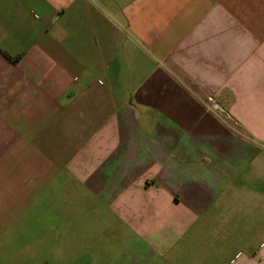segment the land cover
<instances>
[{"label": "crops", "instance_id": "crops-1", "mask_svg": "<svg viewBox=\"0 0 264 264\" xmlns=\"http://www.w3.org/2000/svg\"><path fill=\"white\" fill-rule=\"evenodd\" d=\"M0 264H264V0H0Z\"/></svg>", "mask_w": 264, "mask_h": 264}]
</instances>
